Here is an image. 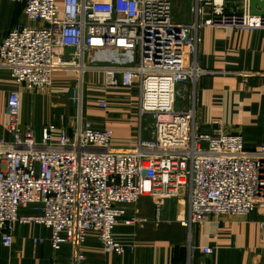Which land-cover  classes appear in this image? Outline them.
Segmentation results:
<instances>
[{"label": "built area", "instance_id": "2783aa9c", "mask_svg": "<svg viewBox=\"0 0 264 264\" xmlns=\"http://www.w3.org/2000/svg\"><path fill=\"white\" fill-rule=\"evenodd\" d=\"M10 1L22 5L30 23H16L0 42V67L17 85L8 98L12 138H0L4 246L12 245L17 223L36 222L51 229L55 247L71 244L69 264H87L82 243L90 230L98 232L106 252H122L114 226L125 214L123 204L143 196L152 198L161 220L165 202L187 193L184 226L264 212V144L248 150L243 136L226 131L223 122L211 131L197 122V83L207 73L197 57L200 30H264V14L252 13L251 0H194L192 22L175 18L172 0ZM132 52L138 62L103 59ZM60 72L77 75L71 91L77 117L72 132L63 128L56 136V125L49 124L38 138L20 124L21 92L49 90ZM89 72L103 73L106 85L138 89L140 114L152 123L148 138L116 146L112 129L85 117ZM99 103L107 107L106 99ZM29 205L40 212L20 215ZM262 234L264 241V223Z\"/></svg>", "mask_w": 264, "mask_h": 264}, {"label": "crops", "instance_id": "0c3cea01", "mask_svg": "<svg viewBox=\"0 0 264 264\" xmlns=\"http://www.w3.org/2000/svg\"><path fill=\"white\" fill-rule=\"evenodd\" d=\"M192 20L194 16L189 22ZM18 22L30 23L22 5L0 0V42ZM200 38L198 62L207 70L197 83L200 129L211 131L216 122H223L226 131L243 136L248 150H259L264 144V30L205 26ZM103 59L107 64H131L138 62L139 54ZM73 73H68L67 80L58 73L49 90H22L21 126L32 128L37 137L49 124L56 125V136L63 128L72 132L71 124L77 117L71 98L76 86ZM16 88L10 71L0 67V138L5 140L12 138L7 128L8 98ZM101 99L107 100V107L100 105ZM139 101L137 88L109 86L103 73L86 74L84 115L95 127L112 129L114 145H136L140 137L150 136L151 119L142 118ZM123 206L125 214L113 229V237L124 246L123 251L106 252L98 232L90 230L82 243L87 264H264V212L260 209L246 216H226L219 223L210 220L184 226L182 221L190 214L187 193L165 202L161 220L156 219L155 203L149 196ZM39 212L34 205L19 210L20 215ZM50 235L51 229L43 224L17 223L13 243L6 247L0 231V264H69L71 244L55 247ZM205 247L213 252H204Z\"/></svg>", "mask_w": 264, "mask_h": 264}, {"label": "rangeland", "instance_id": "374dc122", "mask_svg": "<svg viewBox=\"0 0 264 264\" xmlns=\"http://www.w3.org/2000/svg\"><path fill=\"white\" fill-rule=\"evenodd\" d=\"M172 2H173V9H174L175 18L177 20L182 21V22H189L191 20V17L193 16L192 11H191L192 0H172ZM73 74H74V76H73L72 80L73 81L75 80V85H76L78 82V78L75 75L76 73H73ZM241 74H244V73L242 72ZM66 75H65V73H64V75L59 73L58 76L64 80H67L69 74L66 73ZM38 138H40L39 134H38Z\"/></svg>", "mask_w": 264, "mask_h": 264}, {"label": "water", "instance_id": "95a60500", "mask_svg": "<svg viewBox=\"0 0 264 264\" xmlns=\"http://www.w3.org/2000/svg\"><path fill=\"white\" fill-rule=\"evenodd\" d=\"M257 5H259L262 10H259ZM251 11L253 14H264V0H251Z\"/></svg>", "mask_w": 264, "mask_h": 264}]
</instances>
